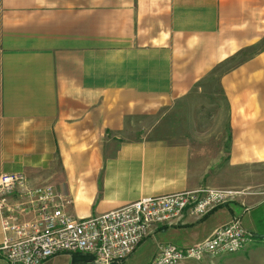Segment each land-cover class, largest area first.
Returning a JSON list of instances; mask_svg holds the SVG:
<instances>
[{
  "label": "crops",
  "instance_id": "crops-1",
  "mask_svg": "<svg viewBox=\"0 0 264 264\" xmlns=\"http://www.w3.org/2000/svg\"><path fill=\"white\" fill-rule=\"evenodd\" d=\"M263 40L264 0H0V174L53 186L76 219L201 188L247 192L158 228L134 253L143 247L148 264L165 244L204 241L264 196V176H255L264 167ZM241 56L218 79L222 166L191 162L186 141L151 137L160 112ZM246 229L259 233L251 221ZM2 237L0 222V245ZM256 242L247 259H264Z\"/></svg>",
  "mask_w": 264,
  "mask_h": 264
},
{
  "label": "built area",
  "instance_id": "built-area-1",
  "mask_svg": "<svg viewBox=\"0 0 264 264\" xmlns=\"http://www.w3.org/2000/svg\"><path fill=\"white\" fill-rule=\"evenodd\" d=\"M246 194L228 188H201L147 197L121 208L76 219L69 203L51 185L30 186L22 173L0 174V254L7 264H43L60 255L93 257L90 264H124L158 228L185 216L201 219ZM254 234L239 218L188 248L165 244L148 264L202 262L247 248Z\"/></svg>",
  "mask_w": 264,
  "mask_h": 264
},
{
  "label": "rangeland",
  "instance_id": "rangeland-1",
  "mask_svg": "<svg viewBox=\"0 0 264 264\" xmlns=\"http://www.w3.org/2000/svg\"><path fill=\"white\" fill-rule=\"evenodd\" d=\"M262 45L263 43L258 47L261 48ZM244 59L245 56H241L231 63L223 64L209 78L200 83V88H196L194 93L185 100L184 104L176 105L175 109L169 113L160 112L158 115L160 122L151 131V137L158 136L177 141H186L190 145L191 162H198L199 165L204 164V166H212L214 164L222 166L226 158L224 151L226 144L224 124L226 105L223 94L219 89L218 79L221 73ZM262 171H264V167L260 170L255 169V176H264ZM213 175L211 173L209 177L212 179ZM222 179L218 181H223ZM229 183L233 182L230 180L225 184L230 185ZM217 188H228V186ZM262 191L264 192V190ZM250 221L256 225V231L260 233L255 235L256 239H253V242L257 241L254 247L259 244L264 246V196L259 197L258 203L251 206L249 212H244L241 217V223L245 228L249 227ZM149 244L146 243L145 245ZM142 248L131 255L124 264H144L146 257L145 252H142ZM252 249L253 246L250 247V250ZM248 250L247 248L235 254L210 257L211 259H204L197 264H264V259L258 258V256L253 259H247L245 252ZM253 254L254 256L256 255L255 253ZM238 256L242 257L237 258Z\"/></svg>",
  "mask_w": 264,
  "mask_h": 264
},
{
  "label": "water",
  "instance_id": "water-1",
  "mask_svg": "<svg viewBox=\"0 0 264 264\" xmlns=\"http://www.w3.org/2000/svg\"><path fill=\"white\" fill-rule=\"evenodd\" d=\"M93 261V257L86 255H74L71 258V264H90Z\"/></svg>",
  "mask_w": 264,
  "mask_h": 264
},
{
  "label": "trees",
  "instance_id": "trees-1",
  "mask_svg": "<svg viewBox=\"0 0 264 264\" xmlns=\"http://www.w3.org/2000/svg\"><path fill=\"white\" fill-rule=\"evenodd\" d=\"M262 43H263V45H262V47H263V46H264V40H263V42H262ZM262 47H261V48H262ZM254 237H256V236H254Z\"/></svg>",
  "mask_w": 264,
  "mask_h": 264
}]
</instances>
